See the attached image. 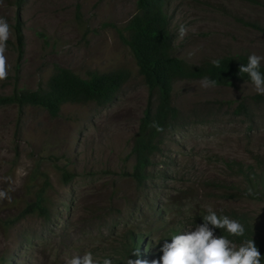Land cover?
<instances>
[{
	"label": "rangeland",
	"instance_id": "374dc122",
	"mask_svg": "<svg viewBox=\"0 0 264 264\" xmlns=\"http://www.w3.org/2000/svg\"><path fill=\"white\" fill-rule=\"evenodd\" d=\"M163 8L172 51L187 62L264 57V0H164ZM134 10L135 0H21L18 7L0 0V17L12 28L0 94L43 86L55 65L82 77L89 69L129 72L101 105L64 102L51 115L37 105L0 103V191L7 193L0 199V264H64L86 252L97 261L115 259L134 233L143 236L145 254L159 260L155 245L166 230H194L207 207L248 227L244 237H226L237 246L260 223L264 202L235 168L264 169V95L250 82L204 88L203 79L175 80L178 119L163 133L144 179L130 174V138L149 95L122 40ZM180 25L188 30L183 39ZM38 195L44 211H24Z\"/></svg>",
	"mask_w": 264,
	"mask_h": 264
},
{
	"label": "trees",
	"instance_id": "16d2710c",
	"mask_svg": "<svg viewBox=\"0 0 264 264\" xmlns=\"http://www.w3.org/2000/svg\"><path fill=\"white\" fill-rule=\"evenodd\" d=\"M163 1L135 0V10L123 26L126 36H122V40L129 46L137 70L142 75L149 92L137 129L130 138V154L133 156L130 174L138 181L143 180L147 175L146 167L151 163L152 155L159 149L163 133L178 119V109L171 103L172 83L175 80L207 77L217 85L250 82L247 74L239 73V65L247 63L248 54H223L202 59L198 63H190L176 56L172 51L171 34ZM20 2L21 0H13L16 7ZM13 29L17 51L21 53L22 33L18 18L15 19ZM213 61H218V66ZM259 71L264 74L263 64ZM128 74L127 69L118 67L108 71L89 69L86 76L82 77L68 67L55 65L43 86L34 89L13 87L10 92L0 94V103H15L18 107L26 104L37 105L51 115H55L64 102L93 101L101 105L115 96ZM153 122L159 124L163 131H156L151 126ZM235 168L244 187L264 202V169L256 165L240 164ZM61 173L64 179L69 175L65 170ZM34 209L39 212L44 211L40 195L27 203L23 210ZM262 216L254 232L245 233V239L254 240L261 252V264H264V214ZM243 226L245 230L248 228ZM214 232L225 237L230 236L225 229H214ZM166 233L167 235L155 245L159 250L158 253L161 252L160 247L165 240L169 242V239L176 234V229L169 228ZM127 242L118 249V258L109 257L113 264H127L128 258L141 259L151 264V261L156 259L150 253L145 254L147 246L141 247V242L143 244L145 242L139 233L129 236ZM134 252L137 254L134 255ZM99 262L103 264V261Z\"/></svg>",
	"mask_w": 264,
	"mask_h": 264
},
{
	"label": "clouds",
	"instance_id": "9594fccd",
	"mask_svg": "<svg viewBox=\"0 0 264 264\" xmlns=\"http://www.w3.org/2000/svg\"><path fill=\"white\" fill-rule=\"evenodd\" d=\"M184 25H180L178 35L181 39L187 34ZM12 33V28L4 17H0V80L7 78V41ZM264 57L250 54L246 64L239 65V73L247 74L254 91L264 95V74L259 69ZM218 66V61H213ZM215 81L207 77L201 82L204 88L213 87ZM156 131L163 128L153 122ZM7 198V193L0 191V199ZM206 215L202 216L203 222L196 225L194 230L179 235H173L171 242L165 240L160 251L163 253L159 260H152L151 264H261V252L253 239L245 240L239 246L235 245L225 236H216L214 229H225L231 236H243L244 226L237 220L228 216H218L212 207L206 208ZM134 255L137 253H133ZM64 264H100L94 260L91 252L83 255L72 256ZM103 264H113L111 259H104ZM127 264H147L141 259H127Z\"/></svg>",
	"mask_w": 264,
	"mask_h": 264
}]
</instances>
